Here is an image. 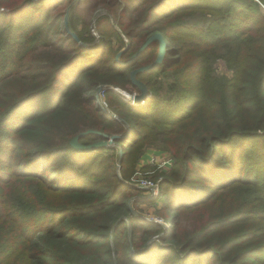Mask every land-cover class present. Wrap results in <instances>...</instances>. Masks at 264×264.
<instances>
[{
	"label": "trees",
	"instance_id": "obj_1",
	"mask_svg": "<svg viewBox=\"0 0 264 264\" xmlns=\"http://www.w3.org/2000/svg\"><path fill=\"white\" fill-rule=\"evenodd\" d=\"M83 5L105 8L100 47ZM155 34L164 59L137 76L151 97L133 106L109 87L138 92L129 75L157 58L158 40L139 53ZM88 130L81 145L129 136L72 148ZM157 140L173 158L156 198L167 227L136 213L130 185ZM0 264H264V0H0Z\"/></svg>",
	"mask_w": 264,
	"mask_h": 264
},
{
	"label": "rangeland",
	"instance_id": "obj_2",
	"mask_svg": "<svg viewBox=\"0 0 264 264\" xmlns=\"http://www.w3.org/2000/svg\"><path fill=\"white\" fill-rule=\"evenodd\" d=\"M90 6L91 5L81 6L82 16L87 15L86 20H87V22H89V26H90L89 31L91 32V35L94 37L92 40H90V42H93L90 45H98L95 47H100V44H101L100 43L101 41L99 38L100 36L98 35L97 30H95V25H96L95 23H96V20L101 15L106 13V11H105V8L102 6L101 7L98 6L99 7L98 10H90L91 9V8H89ZM121 15H122V10H120V9L117 10V12L110 15L111 23L114 25L113 26L114 29L118 31L120 38H114L113 37V38L107 40V43L109 45V50L111 51L110 54H111V56H113L114 59H116V61H119L121 58L125 57L126 56L125 53L127 52L128 48H129V46L127 45L129 43L128 38L124 35V33L121 31V28L117 25L118 19H120ZM128 15H129V12H128V14L127 13L125 14L124 18H126V16H128ZM186 20H188V25L195 23V24H198V26H202L204 24V21H205L202 16H198V15H195L194 17H192V19H186ZM77 29L78 30L81 29V26L77 25ZM170 47H171L170 50L167 52V60L174 53L171 50V49H174L173 44H170ZM96 49H98V48H96ZM215 71L218 75H221V76H224V75L230 76L231 75V71H229L227 69L226 65L221 60H217L216 66H215ZM159 79L161 80V82L158 83V87L160 85H162L163 88L160 91H157V93L167 94L169 91L168 86L174 80L172 78L166 79V77L164 78L163 76L159 77ZM101 88H102V90L100 92H98V90L95 91L94 97H95L97 105H99L103 110L108 112L107 103L105 101V96L103 94L104 90L107 87H101ZM109 88L119 89L128 95H133V94L138 93L136 90H133V89H130L129 92H126V91H124L120 88H116V87H109ZM116 94L119 95L118 93H116ZM150 97H151V94H150ZM122 99H124V98H122ZM124 101L133 105V106H143L146 102L145 101L144 103L133 104L131 101L129 102V100H124ZM88 131H93V130H88ZM90 134H93V133H90ZM96 134H99V133L96 132ZM111 146H114V144H112ZM120 152L121 151L119 150V153ZM171 154L172 153L164 146L163 142H161L159 140H157L156 142H154L151 145H147L143 149L142 155L140 156L135 167H133L131 177L133 178V176L135 175L134 173H137L139 171L142 173H147L148 176L152 180H154L155 182H159V184H160L159 185V195H160L161 191H162L161 183L164 180V178L167 177V175L169 174V171H170L172 164H173V158H172ZM120 160H121V157H120ZM116 168L119 172L120 168H121V162L117 163ZM134 188H136V187H134ZM138 190H140V189H138ZM134 195L139 197L138 198L139 201H142L136 209L137 214H139L146 222H154V223H158V224H161V225H164L165 227H167L168 224L166 223V220L161 218L159 216V214L157 213L159 211V209L161 208L160 202L156 201V198L159 195H157L156 197H152L150 200L145 199V197H147V195L143 191H141V193H134Z\"/></svg>",
	"mask_w": 264,
	"mask_h": 264
},
{
	"label": "water",
	"instance_id": "obj_3",
	"mask_svg": "<svg viewBox=\"0 0 264 264\" xmlns=\"http://www.w3.org/2000/svg\"><path fill=\"white\" fill-rule=\"evenodd\" d=\"M64 25H65V30L66 32L77 42L79 43V39L77 38V36L75 35V33L71 32L69 30L68 27V12L65 15V20H64ZM153 40H158L160 43V50L158 53L157 58L155 59V61L149 65L140 67L138 69L133 70L130 73V83L132 84L133 87H135L138 90V93L133 94V95H128L129 99H126L122 96V94H124V92H122L119 89H114V88H110L111 90H113L114 92L118 93L122 98H124L123 100H129V102L131 101L133 104H139V103H144L147 99L150 98V93L147 89V87L145 86V84L141 81H139L137 79V76L141 73H146V72H151L153 70H155L163 61L164 59V55H165V48H166V42L163 38V36L161 34H155L153 36H151L146 43L143 45V47L140 49L139 53L143 52L148 45L153 41ZM81 46H85V44L79 43ZM138 53V54H139ZM102 90V88L100 87L98 89V92H100ZM90 133H96L95 131H86L83 133H80L79 135L75 136L71 141H70V145L72 148H74L75 150L78 151H93L96 149H100V148H107L109 146H111L113 144V141L117 138H122L125 139L129 136V133H126L122 136H112L108 139V137L106 135H103V137L105 139L108 140H103L100 142H96L87 146L81 145L79 143V140L85 136H87ZM121 154V152H120ZM152 197L151 196H147L145 197V199L150 200ZM132 213H135L132 209H130Z\"/></svg>",
	"mask_w": 264,
	"mask_h": 264
},
{
	"label": "built area",
	"instance_id": "obj_4",
	"mask_svg": "<svg viewBox=\"0 0 264 264\" xmlns=\"http://www.w3.org/2000/svg\"><path fill=\"white\" fill-rule=\"evenodd\" d=\"M130 185L145 192L147 196L159 195V182L152 180L147 173L137 172L131 179Z\"/></svg>",
	"mask_w": 264,
	"mask_h": 264
},
{
	"label": "bare ground",
	"instance_id": "obj_5",
	"mask_svg": "<svg viewBox=\"0 0 264 264\" xmlns=\"http://www.w3.org/2000/svg\"><path fill=\"white\" fill-rule=\"evenodd\" d=\"M122 96H123L124 98H126V99H129V98H128V94H126V93L122 94Z\"/></svg>",
	"mask_w": 264,
	"mask_h": 264
}]
</instances>
